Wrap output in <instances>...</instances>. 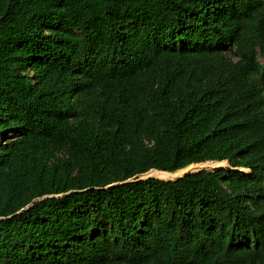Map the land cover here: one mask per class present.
<instances>
[{"label": "trees", "instance_id": "1", "mask_svg": "<svg viewBox=\"0 0 264 264\" xmlns=\"http://www.w3.org/2000/svg\"><path fill=\"white\" fill-rule=\"evenodd\" d=\"M0 264H264V0H0Z\"/></svg>", "mask_w": 264, "mask_h": 264}, {"label": "rangeland", "instance_id": "2", "mask_svg": "<svg viewBox=\"0 0 264 264\" xmlns=\"http://www.w3.org/2000/svg\"><path fill=\"white\" fill-rule=\"evenodd\" d=\"M227 165H228V162H227ZM226 165V163L224 162V164H219V165H214V164H202V165H200V164H195V165H193V166H189V167H187V169H185L184 171H183V173H181L180 175H177V176H174V177H170V178H161V179H165V180H169V179H177V178H180V177H182V176H184L185 174H187V173H190V172H195V171H199V170H203V169H206V170H212V169H214V168H218V167H226L227 166ZM148 177H156V178H160V177H157V176H155V175H153V174H151L150 172H148V173H146V174H144V175H142V176H140V178H144V179H146V178H148Z\"/></svg>", "mask_w": 264, "mask_h": 264}, {"label": "bare ground", "instance_id": "3", "mask_svg": "<svg viewBox=\"0 0 264 264\" xmlns=\"http://www.w3.org/2000/svg\"><path fill=\"white\" fill-rule=\"evenodd\" d=\"M197 165V164H196ZM226 165H227V162H226ZM228 166V165H227Z\"/></svg>", "mask_w": 264, "mask_h": 264}, {"label": "water", "instance_id": "4", "mask_svg": "<svg viewBox=\"0 0 264 264\" xmlns=\"http://www.w3.org/2000/svg\"><path fill=\"white\" fill-rule=\"evenodd\" d=\"M224 167V166H223ZM148 178H150V177H148Z\"/></svg>", "mask_w": 264, "mask_h": 264}]
</instances>
